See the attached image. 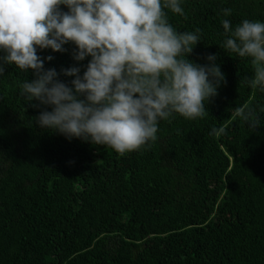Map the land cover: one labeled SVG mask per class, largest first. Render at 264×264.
I'll return each instance as SVG.
<instances>
[{"label": "trees", "instance_id": "1", "mask_svg": "<svg viewBox=\"0 0 264 264\" xmlns=\"http://www.w3.org/2000/svg\"><path fill=\"white\" fill-rule=\"evenodd\" d=\"M180 4L187 18L165 9L173 27L201 29L186 59L204 66L216 54L224 80L205 102V117L173 114L159 122L157 140L139 150L120 155L40 128L35 117L51 106L34 107L39 102L19 88L35 78L33 71L4 65L0 264H264V92L242 86L241 78L253 75L250 59L222 48L221 23L264 22V0ZM63 47L37 54L71 86L75 77L61 69L78 67L82 76L91 57L76 61L75 45ZM246 102L260 118L254 130L233 118ZM220 126L225 134L210 135Z\"/></svg>", "mask_w": 264, "mask_h": 264}, {"label": "clouds", "instance_id": "2", "mask_svg": "<svg viewBox=\"0 0 264 264\" xmlns=\"http://www.w3.org/2000/svg\"><path fill=\"white\" fill-rule=\"evenodd\" d=\"M165 9L187 18L180 0H0V74L5 64L33 71L35 78L19 88L28 101L39 102L34 107L51 106L35 117L40 128L120 155L139 150L157 140L161 120L205 117V102L224 80L216 54L204 66L186 59L201 29L177 31ZM221 11L229 16L232 9ZM221 23L222 48L250 59L253 75L242 77V86L264 92V22L244 19L234 28L227 19ZM69 42L74 60L91 57L82 76L78 67L61 69L75 77L71 86L57 79L54 68L45 69L37 54V48L63 52ZM233 118L253 130L260 123L251 102L235 107ZM225 133L220 126L210 135Z\"/></svg>", "mask_w": 264, "mask_h": 264}]
</instances>
